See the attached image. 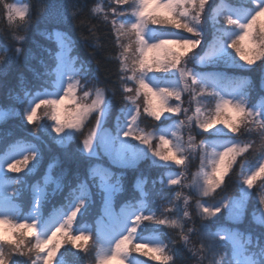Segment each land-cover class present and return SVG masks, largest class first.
Segmentation results:
<instances>
[{
  "label": "clouds",
  "instance_id": "9594fccd",
  "mask_svg": "<svg viewBox=\"0 0 264 264\" xmlns=\"http://www.w3.org/2000/svg\"><path fill=\"white\" fill-rule=\"evenodd\" d=\"M51 8L52 0H0V126L25 129L15 154L0 160V179L6 196L30 194L28 209L22 199L12 208L0 202V264H264V0H63L61 21L76 31L87 61L63 49L42 48L38 57L28 47ZM21 64L31 78L20 71L15 86L3 87ZM246 70H258V86ZM224 102L244 110L239 122L226 126ZM169 152L184 163L161 158ZM221 160L227 172L214 187ZM159 164L179 167L166 173L172 196L160 204L161 214L182 212L164 218L167 242L130 233L132 217L116 221L111 212L129 177L135 190ZM256 171L260 181L249 188L243 181ZM56 197L70 199V209L44 217L42 201ZM97 205L91 228L79 229L78 216L74 228L65 224L72 211ZM148 222L136 227L158 225ZM70 228L87 242L58 248ZM129 236L134 243L117 252ZM136 246L158 249L160 259Z\"/></svg>",
  "mask_w": 264,
  "mask_h": 264
},
{
  "label": "trees",
  "instance_id": "16d2710c",
  "mask_svg": "<svg viewBox=\"0 0 264 264\" xmlns=\"http://www.w3.org/2000/svg\"><path fill=\"white\" fill-rule=\"evenodd\" d=\"M63 0H52V8L50 9V15L48 16L47 20L45 22H37L32 30L30 31L29 35V44L28 47L31 48L34 52L37 53V56H45V53L41 50L42 48H47L50 49L54 52V47L52 46L51 42L49 41L52 36L56 37L57 39L62 40L64 43H66L69 47V54L76 53L80 58H83L85 61L88 60V57L84 51V47L82 46L81 42L77 38L76 31L72 29L69 25L63 23L61 21V16H60V8L62 6ZM47 27L48 33L46 34L45 37H41L36 34V30L39 28ZM54 29H58L59 31H53ZM46 58V57H45ZM32 66L36 67V62L30 61ZM23 71L25 72L26 75L31 78L30 73L27 72V65L26 64H21L18 66H13L11 69V75L10 78L7 81H3V87H10V86H15L16 84V79H15V74L17 72ZM250 72V74L253 77V80L257 83L258 86V70H246ZM16 127H19L21 132L17 131ZM25 136V129L23 127L19 126V123L17 121H13L7 125H2L0 126V146L2 143L5 141L7 142L10 139L14 138H22ZM47 163V154H45V164ZM44 165L41 166L40 169L43 170ZM160 174V171L157 168H153L149 171V183L151 184H156L158 185L159 181L157 180V176ZM227 179V178H226ZM131 182H132V177H129L126 185V191H131ZM171 191V190H170ZM166 191L164 192L162 196V201L168 202V200L171 198L169 196V192ZM156 198H158V195H156ZM70 200V199H69ZM62 199L61 197H56L54 199H48L45 200L44 206L46 208L55 205V204H64L65 202L69 201ZM92 212V215H94L97 212V209L94 210L92 207H87L86 209H82L81 213L78 214V217L80 215L85 216L87 213ZM177 215H180V213H176L175 211L172 213H163L161 214L160 209H158V214L156 215L157 218H173ZM182 215V214H181ZM190 223V222H189ZM162 233V239L164 242H167L169 236H170V230L168 228H165L164 226H161L159 229ZM81 243V242H79ZM63 251V249L61 250ZM177 256L180 258H183V251L182 249L178 246L176 249ZM152 263V262H150Z\"/></svg>",
  "mask_w": 264,
  "mask_h": 264
},
{
  "label": "snow or ice",
  "instance_id": "6c2138e0",
  "mask_svg": "<svg viewBox=\"0 0 264 264\" xmlns=\"http://www.w3.org/2000/svg\"><path fill=\"white\" fill-rule=\"evenodd\" d=\"M174 47L176 48L178 53H180L181 55L183 54L182 50H181V46L175 45ZM64 103H66V101H60L58 104L55 105L58 116H59V113L62 111V107H63ZM151 103L153 106V111L155 113V110H156L155 100H153ZM38 107H39V105L36 106V108H38ZM221 107L225 111H227L228 114L232 117V120L230 122H225L226 126H228L229 124H235V123L239 122L241 117L245 114L244 110L242 108H239L238 106H229L227 104V102H224ZM36 108H33L31 115L27 116V120L29 123H31L37 116ZM216 122H217V120L214 119L209 124H207L206 127H211L212 124H214ZM164 146L167 147L166 144ZM247 150L248 149L246 146H241L239 148L240 152H245ZM230 151H231V149H230ZM156 155L159 156L160 153L157 152ZM211 155H216V153H211ZM161 158L164 160H171L177 165H182L184 163L181 160H177L175 157V153H173V152H169L167 155H164ZM262 171H264V170H262ZM226 172H227V169L225 168V166L223 165L222 160H221L219 167L214 170V175L216 176L217 182H218L216 185H214V187L219 186V182L224 179V174ZM258 177H261V171H256L251 175H247L245 177L243 183L245 185H247L249 188H251L254 186V181H256ZM175 184H176V181L173 179L172 185L175 186ZM141 195H144V193L141 192ZM246 195H247V193H244V197H246ZM240 203L241 204L243 203V197H242V200ZM8 207L12 208V207H14V205L8 204ZM134 212L136 213L135 216H133ZM206 214H208V213H206ZM77 216H78V213L76 211H72L71 214L67 216V218L65 220V224L72 226V228H74L75 227V219ZM122 216L125 217V219H127L128 217H132L131 227L129 228L130 233H135L136 231H138V228L136 226L141 224L142 222H145V221H150V220L155 219V221L158 225H165L168 223L164 218L145 216V215H143V211H141V210L137 211V210H134L132 208L123 209L122 210ZM57 231L59 232L60 229H57ZM52 236H53V238H56V233H53ZM65 237L67 238L66 242L74 248H81L82 244L79 242L84 241L86 243L87 239H88V237L85 235L75 234V232H73L70 228L69 230L64 231L63 235L59 238L58 245H57L58 248L61 244H63L65 242V239H64ZM50 243H51V240H48L47 242L41 244L40 250L43 251L45 248H47L48 244H50ZM128 243H134V241L131 240L130 236L125 237L124 240L120 241V243L117 245V249H116L117 252L120 251L121 245H123V247L126 249L128 247ZM134 251L147 254V255L151 256L153 259H157V260L160 259V256L158 255V251H159L158 249H147L146 250L142 246H136ZM53 255H56V250H53L52 253H50V257Z\"/></svg>",
  "mask_w": 264,
  "mask_h": 264
},
{
  "label": "rangeland",
  "instance_id": "374dc122",
  "mask_svg": "<svg viewBox=\"0 0 264 264\" xmlns=\"http://www.w3.org/2000/svg\"><path fill=\"white\" fill-rule=\"evenodd\" d=\"M207 135H212V134H207ZM227 138H230V137L223 138V136H221V137H216L215 139H227ZM18 147H15L14 149H12L4 157L0 158V160H4V159L11 158L15 154V149H17ZM198 164H199V156L197 155V158H196V161H195V165H193L191 167L190 171H194L195 170V166L198 165ZM159 165L165 166V165H162V164H159ZM165 167L168 168L167 169L168 171H175L170 166H165ZM1 180L2 179H0V202H6L7 204H11L12 205L14 203L9 200L10 196L9 195L6 196V191L9 192L10 191V188L7 187V184H6L5 181H1ZM259 181H260V177H258L257 180L254 181V187L256 186L257 183H259ZM157 195H158V202H157V204L159 205V209H160V204L161 203H164V204H167V203L164 202V201H162V199H161L162 198L161 192L157 193ZM144 223H150V222L145 221ZM145 228L146 229H158V228H161V225H148V224H146L145 225ZM149 237H152L153 238L151 242L161 241L157 235H153V236H149ZM64 243L66 244L67 242L65 241Z\"/></svg>",
  "mask_w": 264,
  "mask_h": 264
}]
</instances>
